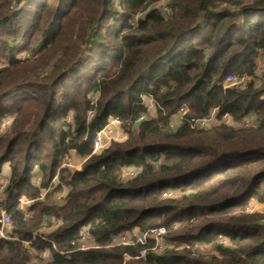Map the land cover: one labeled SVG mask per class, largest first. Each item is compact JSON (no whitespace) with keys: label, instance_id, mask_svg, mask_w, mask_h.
I'll use <instances>...</instances> for the list:
<instances>
[{"label":"trees","instance_id":"16d2710c","mask_svg":"<svg viewBox=\"0 0 264 264\" xmlns=\"http://www.w3.org/2000/svg\"><path fill=\"white\" fill-rule=\"evenodd\" d=\"M1 61L0 264H264V0H0Z\"/></svg>","mask_w":264,"mask_h":264},{"label":"built area","instance_id":"2783aa9c","mask_svg":"<svg viewBox=\"0 0 264 264\" xmlns=\"http://www.w3.org/2000/svg\"><path fill=\"white\" fill-rule=\"evenodd\" d=\"M248 82L249 81H248L247 77L235 78V77L229 75L226 77L225 85H227V86H238V87L244 88ZM186 113H187L186 110H181L178 113V116H175V118H173L174 122L176 123V122L182 120V118L184 117V115ZM212 120H213V114H211L210 117L207 119H201V120L195 121V125L199 129H206L207 126L212 122ZM174 122H171V124H170L171 127L175 124ZM247 124H248V121H247ZM114 125H119V123L116 120H112L108 123V125L102 131H100L99 133L96 134L95 139L93 141V154H99L102 150H104L110 144L111 138L109 139V135L111 134L112 128L114 127ZM68 158L66 159L64 166L68 169L72 168V170H74V169L78 170L79 168L76 169V167H73L69 164ZM80 165H81V162H80ZM124 174L126 177H132L136 174V172L126 171ZM7 183H8V180L6 178L5 179L0 178V197L2 195V191H3L4 187L7 185ZM45 193L46 192H44L42 194V196ZM170 195H168V196H170ZM18 202H19L20 209L23 210L25 216H28V214H29V212L27 211L28 202L24 198L19 199ZM10 224H11L10 218L6 214L5 210H0V239H3L5 241H18L17 236L11 235ZM149 234L152 236L151 238L154 239V241H155L154 250H158L159 251L158 253L162 252L164 250V247H165L164 241L162 239V236L165 234V230L163 228H159L157 230L150 231ZM35 237H36V234L34 233L32 235V238L34 239ZM145 239H146V235H143V236L138 235L135 238L136 242H140L142 244L145 242ZM114 241H116V239ZM115 243H117V242H115ZM131 243H132V240L124 242V243H119V244L128 245ZM159 243H162V245H160ZM23 245L25 247H27L28 243L23 242ZM157 247H158V249H157ZM88 248H90V247H88ZM144 255H145L144 252L140 253L141 257H144ZM126 259H127V257H125V260Z\"/></svg>","mask_w":264,"mask_h":264},{"label":"rangeland","instance_id":"374dc122","mask_svg":"<svg viewBox=\"0 0 264 264\" xmlns=\"http://www.w3.org/2000/svg\"><path fill=\"white\" fill-rule=\"evenodd\" d=\"M164 4V2L162 3H158L156 4V8L160 11H162V5ZM139 17H142L141 15ZM25 54H19L17 56V58H21V60L25 57L24 56ZM6 63L5 62H0V68H2L3 66H5ZM261 63H259V66L261 67ZM260 74V69H259V72L257 73V75ZM252 81L250 78H248V81ZM255 80V79H254ZM255 84L258 83L257 80L254 81ZM144 103L145 105L147 106L148 108V113L153 116L154 114V111H153V104L150 100L148 99H144ZM10 122V120H7L5 122V124H8ZM212 123H210L207 127H210ZM215 124V123H214ZM246 125L250 126V123L246 122ZM111 138V142L112 141H116V142H122L123 140H125L126 138V134L121 130L120 126L119 125H114V127L112 128V132L111 134L109 135V139ZM110 142V143H111ZM74 157H69L68 161H69V164L73 167H76V169L80 168V162L78 161V158L75 154H73ZM72 170V168H71ZM3 179H5L6 177L3 176L2 177ZM7 179V178H6ZM8 180V179H7ZM250 211L253 212V211H258V212H264V204H258V203H253L250 207ZM42 230V229H41ZM42 233H44V231H41ZM47 233V232H45ZM138 236L137 234V231L134 230L132 232H127V233H124V235H121L120 238H118L115 242L117 243H124V242H127V241H131V240H134L136 237ZM150 238L152 237L151 235H149ZM160 245H162V243H159ZM88 247H93V242L91 241V239L87 236V234L84 232L82 234V239L80 240V248L85 250L87 249ZM95 248V247H94ZM158 249V247H157ZM201 251L203 254H214L213 251L211 250L210 247H206V246H201L200 247ZM155 252H159L158 250H155ZM42 257L44 258H47L48 257V252H45L42 254ZM126 260H129V258H127ZM125 260V261H126Z\"/></svg>","mask_w":264,"mask_h":264},{"label":"crops","instance_id":"0c3cea01","mask_svg":"<svg viewBox=\"0 0 264 264\" xmlns=\"http://www.w3.org/2000/svg\"><path fill=\"white\" fill-rule=\"evenodd\" d=\"M74 153H71L69 157H74L73 156ZM78 161L80 162V160L78 159ZM2 174L3 176L7 177L9 174V169H8V164H4L3 168H2ZM53 229V228H52Z\"/></svg>","mask_w":264,"mask_h":264}]
</instances>
